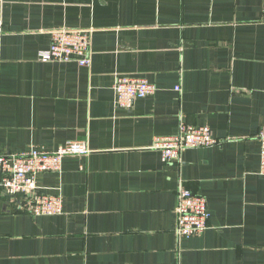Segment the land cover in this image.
Returning <instances> with one entry per match:
<instances>
[{
	"label": "crops",
	"instance_id": "obj_1",
	"mask_svg": "<svg viewBox=\"0 0 264 264\" xmlns=\"http://www.w3.org/2000/svg\"><path fill=\"white\" fill-rule=\"evenodd\" d=\"M0 24V154L93 150L38 175L61 214L0 187V264H264V0H0ZM89 27V66L39 60L52 29ZM119 75L157 91L118 107ZM181 122L220 142L164 163L150 145ZM181 184L210 217L179 240Z\"/></svg>",
	"mask_w": 264,
	"mask_h": 264
},
{
	"label": "built area",
	"instance_id": "obj_2",
	"mask_svg": "<svg viewBox=\"0 0 264 264\" xmlns=\"http://www.w3.org/2000/svg\"><path fill=\"white\" fill-rule=\"evenodd\" d=\"M93 32L94 29L90 27L52 29L50 47L40 51L38 58L43 62L73 60L81 66H89ZM2 34L0 24V38ZM114 88L116 104L122 108H130L137 98L150 96L157 91L156 84L145 78L124 75L116 78ZM258 139L261 144L260 173L264 174V123ZM219 142L208 126L181 122L176 134L156 136L150 148L160 152L164 163H174L181 160L187 149L209 147ZM92 152L84 141L73 140L52 152L31 148L23 153L0 154V187L7 195L18 197L21 208L33 216L61 214L62 196L44 191L37 177L49 171H62L63 159L67 156H87ZM176 214L179 240L201 235L208 227L210 213L206 197L193 193L182 184L178 190Z\"/></svg>",
	"mask_w": 264,
	"mask_h": 264
}]
</instances>
